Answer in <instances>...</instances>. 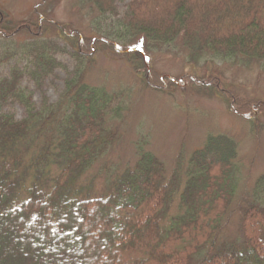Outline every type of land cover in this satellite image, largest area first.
Wrapping results in <instances>:
<instances>
[{
	"label": "trees",
	"instance_id": "16d2710c",
	"mask_svg": "<svg viewBox=\"0 0 264 264\" xmlns=\"http://www.w3.org/2000/svg\"><path fill=\"white\" fill-rule=\"evenodd\" d=\"M124 1L79 0L107 29L96 28L99 36L87 38L58 27L55 37L71 48L75 66L66 71L58 100L48 103L43 95L39 107L21 80L41 89L61 67L54 54L65 48L57 51L42 39L44 27H57L42 17L8 24L0 13L1 39L31 37L19 54L7 57L18 55L24 64L0 77V264H190L207 245L197 264H264V175L254 202L242 207L238 238L209 251L237 191L236 143L228 136L208 137L187 168L169 179L162 163L140 149L132 168L107 179L106 192L93 195L89 181L77 186L117 140L106 123L123 110L119 96L82 81L98 48L124 54L137 73L145 67L150 73L140 44L169 46L176 40L192 61L212 56L264 65V0H131L120 12ZM151 73L157 83L166 78L214 88L210 77L176 81ZM14 104L23 107L20 120L6 110ZM174 197L175 215L168 214Z\"/></svg>",
	"mask_w": 264,
	"mask_h": 264
},
{
	"label": "rangeland",
	"instance_id": "374dc122",
	"mask_svg": "<svg viewBox=\"0 0 264 264\" xmlns=\"http://www.w3.org/2000/svg\"><path fill=\"white\" fill-rule=\"evenodd\" d=\"M130 1L118 4V10L122 12L125 4ZM42 2L43 0H0V13L8 24L31 22L42 17L57 27H44L47 32H43L42 39L56 44L57 51L65 48L64 53L55 52V61L61 67L44 79L41 89L36 88L26 77L21 80L22 87L27 86L32 92V102L38 107L43 95L48 103L58 100L66 71H72L75 66V61L68 55L71 48L55 37L58 27H68L72 34L77 32L87 38L99 36L95 32L96 28L107 29V23L97 16H90L79 0H56L46 7L40 6ZM30 38L25 33L17 34L8 41L0 38V60L5 59L0 63V77L7 75L15 65L24 64L18 55L7 57L13 51L19 54L22 45ZM139 46L147 50L150 73L147 72V67L137 73L124 54L105 48H98L90 56L89 68L85 67L83 70V83L119 96L123 110L120 118H107L106 128L115 132L117 140L94 161L77 186L82 183L87 185L89 181L93 183V195L106 192L107 179L132 168L140 149L150 152L162 163L165 178L169 179L173 172L187 168L192 152L200 149L208 137L228 136L236 143L234 166L237 170V191L219 236L215 242L210 243L209 251L215 252L221 241L233 242L238 238L242 207L253 203L256 191L260 186L263 187L257 181L264 175V110L260 109L264 104V65L236 63L234 60L212 56H206L198 62L192 61L178 40L169 46L153 42H145ZM151 72L176 81L184 76L205 81L210 77L208 83L212 85L209 86L214 88H195L186 79L172 84L166 78L163 87L164 83H157ZM256 105H259L258 110ZM251 109L254 111L251 112ZM6 110L16 120L24 117L23 107L19 104ZM246 111L249 115L244 117ZM177 205L178 198L174 197L168 214L175 215ZM207 248L208 245L201 248L190 264H197Z\"/></svg>",
	"mask_w": 264,
	"mask_h": 264
}]
</instances>
